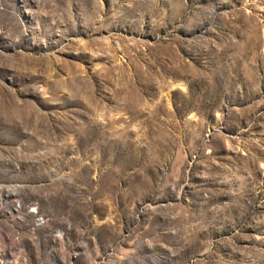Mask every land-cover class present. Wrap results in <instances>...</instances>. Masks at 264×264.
Listing matches in <instances>:
<instances>
[{"label": "rangeland", "instance_id": "rangeland-1", "mask_svg": "<svg viewBox=\"0 0 264 264\" xmlns=\"http://www.w3.org/2000/svg\"><path fill=\"white\" fill-rule=\"evenodd\" d=\"M0 264H264V0H0Z\"/></svg>", "mask_w": 264, "mask_h": 264}]
</instances>
